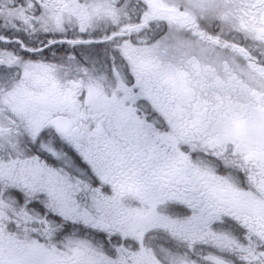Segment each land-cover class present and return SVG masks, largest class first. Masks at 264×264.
I'll list each match as a JSON object with an SVG mask.
<instances>
[{"label": "snow or ice", "instance_id": "snow-or-ice-1", "mask_svg": "<svg viewBox=\"0 0 264 264\" xmlns=\"http://www.w3.org/2000/svg\"><path fill=\"white\" fill-rule=\"evenodd\" d=\"M0 264H264V0H0Z\"/></svg>", "mask_w": 264, "mask_h": 264}]
</instances>
